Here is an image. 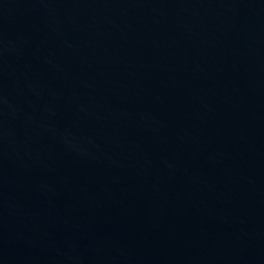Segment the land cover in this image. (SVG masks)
Wrapping results in <instances>:
<instances>
[{
    "label": "water",
    "instance_id": "water-1",
    "mask_svg": "<svg viewBox=\"0 0 264 264\" xmlns=\"http://www.w3.org/2000/svg\"><path fill=\"white\" fill-rule=\"evenodd\" d=\"M0 264H264V0H0Z\"/></svg>",
    "mask_w": 264,
    "mask_h": 264
}]
</instances>
